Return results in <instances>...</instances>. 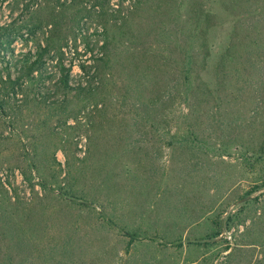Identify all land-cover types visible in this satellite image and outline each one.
Here are the masks:
<instances>
[{"label": "rangeland", "instance_id": "1", "mask_svg": "<svg viewBox=\"0 0 264 264\" xmlns=\"http://www.w3.org/2000/svg\"><path fill=\"white\" fill-rule=\"evenodd\" d=\"M25 1L28 7L21 12ZM121 1L99 0L100 9L110 11ZM143 1L154 18L167 15L169 21L182 2L185 19L214 26L215 50L223 48L221 42L235 53L260 45L258 66L264 70V0ZM30 2L0 0V25L12 20L14 28L29 25L12 43V54L0 53V67L42 40L49 9L43 1L38 8ZM223 2L231 5L232 16L220 10ZM73 3L67 13L56 11L61 33L68 37L62 56L49 66L57 61L70 66L83 92L58 90L22 108L0 95L5 102L0 113V264H40L39 255L48 256L50 245L68 236L74 240L69 249L74 264L79 258L84 264H264V189L249 194L259 175L246 162L258 144L251 125L256 105L262 114L254 122L264 131L263 80L260 93L252 74L253 97H239L237 107L228 110L240 127L227 129L230 120L223 121V109L217 111L223 122L208 132L205 121L200 126L183 121L178 105L171 104L161 128L185 132V125L194 123L198 137L170 143L167 134L152 139L155 133L147 128L142 141L135 93L124 92L132 84L121 72L130 62L125 44L117 71L100 80L78 78L79 65L91 64L99 51L103 21L96 16L95 0ZM127 6L124 1L122 8ZM136 10L134 23L124 28L127 33L134 29L135 56L146 39L139 32L145 15L141 0ZM34 26L39 29L31 31ZM88 45L92 52L86 51ZM58 77L55 70L43 85L54 91ZM130 232H137L133 241ZM19 241L29 248L21 250Z\"/></svg>", "mask_w": 264, "mask_h": 264}, {"label": "trees", "instance_id": "2", "mask_svg": "<svg viewBox=\"0 0 264 264\" xmlns=\"http://www.w3.org/2000/svg\"><path fill=\"white\" fill-rule=\"evenodd\" d=\"M30 1L35 3L36 8L40 7L43 1L45 8L49 9L45 16L47 17L44 23L46 29L41 34L42 40L36 41V45L23 53L20 58L16 60L12 58L8 67H0V95L6 96L5 100L9 101L14 98L11 105L16 108L30 107L32 104L41 103L40 97L44 102L49 97H53L58 90L64 94L74 90L80 94L84 90L83 86L80 85L81 83L73 81L70 66L66 67L64 63L58 61L55 65L49 66L50 62L53 63L56 58L59 59L62 56L61 50L68 37V35L61 33L59 24L56 22L59 16L56 11L60 10L59 12L65 11L67 13L70 9L73 10L74 8H71L74 4L73 0H62V2L61 0ZM124 1H128L125 10L122 8ZM28 2H24L25 9L21 12L26 10ZM141 3L145 15L139 32L146 39L138 46L140 52L139 55L136 54L135 56L137 39L134 29L127 33L124 28L125 24L134 23L132 18L135 17V11H138L136 9L139 8L140 0H123L118 2L117 7L110 9V11H102L99 0H95L94 5L99 7L96 16L103 21L102 44L99 46V51L90 57L91 64L82 63L79 65L81 72L78 76V78L100 80L106 74L113 73L114 70L117 71V64L122 63L118 60L119 48L125 44L126 53L124 54L130 62L124 64L126 68H121V72L132 80V84L125 86L124 92L125 95L131 90L135 93L138 126L143 128V131L138 134L139 139L143 138L142 141H144L148 137L147 128L150 133H155L151 137L152 139H163L164 134H167L170 143H181L187 141V138L195 137L196 139L198 137L199 128L194 123L185 125V132H172V129L166 125L165 128H161L166 123L163 116L171 104L178 105L181 115L179 118L183 121H194L199 126L205 121L207 124L204 130L210 132L216 123L230 120L229 108L237 107L239 100L252 91L250 90L251 82L254 80L252 74L256 78L257 91L261 93L263 89L261 80L264 82V76H262L264 70L259 69L258 66L259 59L263 56V52L260 53L262 50L260 45H255L253 49H243L241 52L235 53L230 46L221 42L219 47L223 48L215 50L218 45L212 41L214 26L208 23H205L204 27L198 26V21L191 18L185 19L181 12L183 9L182 2L178 4L176 10L171 12L172 21H169L167 15L165 17L158 16V19L154 18L143 7L145 1L141 0ZM222 5L220 10L225 12L227 16H232L229 11L231 5L224 2ZM200 17L203 18V16ZM205 17L208 19L209 15L207 14ZM214 17L217 19L216 16ZM14 25L15 20L0 25V53L5 50L12 54V43L20 34L21 29L29 26L23 24V26L14 28ZM38 29L36 26L30 27L31 31ZM89 45L86 51L92 52L93 49ZM5 53L8 55L7 52ZM215 56H219V58L213 63L211 59ZM55 70L59 77L55 86L56 89L52 91L48 86L43 85V81H50ZM166 76L169 79H166ZM42 90H46V93L43 94ZM250 96L253 97L252 93ZM255 100L257 102L260 98ZM3 101L0 98V113L5 111V102ZM55 103L56 101L51 102V104ZM260 107V105H256L251 118L252 136L254 140H258L256 141L258 144L251 150L252 160L246 161L251 166L252 172L259 175V179L254 183L249 194L264 189V131L258 130V125H255L254 122L262 114ZM223 109L227 113L221 121V114L217 111H224ZM238 120H230L227 129H233L234 125L240 127L241 124L237 123ZM162 130L164 132H161ZM41 184L42 188H46L44 182ZM130 233L131 241H133L132 237L136 236L137 232ZM73 241L68 236L63 238L61 242H53L49 248V255H39L38 261L40 264H74L75 261L72 260L73 257L69 252ZM17 245L21 250L29 248L27 242L19 241ZM79 261L80 264H84L80 258Z\"/></svg>", "mask_w": 264, "mask_h": 264}]
</instances>
